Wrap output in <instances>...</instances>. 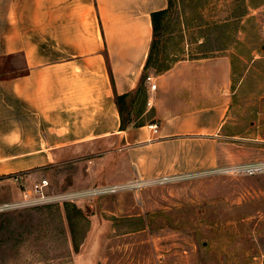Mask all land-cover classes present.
Wrapping results in <instances>:
<instances>
[{
    "label": "rangeland",
    "instance_id": "rangeland-1",
    "mask_svg": "<svg viewBox=\"0 0 264 264\" xmlns=\"http://www.w3.org/2000/svg\"><path fill=\"white\" fill-rule=\"evenodd\" d=\"M159 24L150 73L230 56L226 134L244 144V162L165 180L125 178L120 139L111 136L32 175H2L0 204L42 178L52 199L0 212V264H264V169L247 172L264 168V0H171Z\"/></svg>",
    "mask_w": 264,
    "mask_h": 264
},
{
    "label": "crops",
    "instance_id": "crops-1",
    "mask_svg": "<svg viewBox=\"0 0 264 264\" xmlns=\"http://www.w3.org/2000/svg\"><path fill=\"white\" fill-rule=\"evenodd\" d=\"M168 4L0 0V72L11 67L0 75V176L32 175L111 136L120 139L125 178L193 175L244 162V144L226 134L234 69L223 52L148 71L156 89L144 82L122 129L116 96L138 90L152 14Z\"/></svg>",
    "mask_w": 264,
    "mask_h": 264
},
{
    "label": "built area",
    "instance_id": "built-area-1",
    "mask_svg": "<svg viewBox=\"0 0 264 264\" xmlns=\"http://www.w3.org/2000/svg\"><path fill=\"white\" fill-rule=\"evenodd\" d=\"M153 79L154 78L152 76L148 75L145 81L150 83V89L155 90L156 82H154ZM150 128L152 129L153 133L158 132L157 125H152L150 126ZM242 168H243L242 166L237 167V170L243 171ZM263 169H264L263 167L250 168V169H247V172L249 174H253ZM164 180H165V177H164ZM2 182L3 180L0 178V185L2 184ZM132 184L136 185L137 183H132ZM49 186H50L49 181L45 178L35 181L34 183H32L30 187L21 191V196L19 199L1 203L0 212L37 206V205H41V204H45L49 202L52 199L51 195L48 193ZM110 191L112 192V188L110 189Z\"/></svg>",
    "mask_w": 264,
    "mask_h": 264
},
{
    "label": "trees",
    "instance_id": "trees-1",
    "mask_svg": "<svg viewBox=\"0 0 264 264\" xmlns=\"http://www.w3.org/2000/svg\"><path fill=\"white\" fill-rule=\"evenodd\" d=\"M171 6V0H169L168 8L164 11L156 12L152 14V24H153V40L151 49L148 55V59L145 65L144 73L142 75L140 86L138 87V90L132 94V95H124V96H116V104L118 106L120 116H121V122H122V129L125 127L126 117L124 116L126 113H128L134 104V96L141 91V88L144 85V81L146 80V77L148 75V71L150 69L151 63L155 57L156 54V41L158 37H160V33L162 28L160 27L159 20L162 16H164L169 8ZM170 67H166L164 69H158L157 73H162L166 70H168Z\"/></svg>",
    "mask_w": 264,
    "mask_h": 264
},
{
    "label": "bare ground",
    "instance_id": "bare-ground-1",
    "mask_svg": "<svg viewBox=\"0 0 264 264\" xmlns=\"http://www.w3.org/2000/svg\"><path fill=\"white\" fill-rule=\"evenodd\" d=\"M136 185H140L139 183H137ZM119 189V188H118Z\"/></svg>",
    "mask_w": 264,
    "mask_h": 264
}]
</instances>
